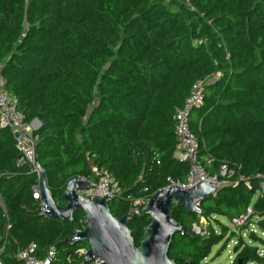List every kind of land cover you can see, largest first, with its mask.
Instances as JSON below:
<instances>
[{
	"label": "trees",
	"instance_id": "obj_1",
	"mask_svg": "<svg viewBox=\"0 0 264 264\" xmlns=\"http://www.w3.org/2000/svg\"><path fill=\"white\" fill-rule=\"evenodd\" d=\"M0 65L18 109L40 123L35 153L55 202L65 205L58 196L67 182L90 178L93 164L119 184L108 204L117 217L135 199L185 181L190 165L175 157L174 113L202 81L203 104L190 114L198 155L211 159L202 162L209 175L221 166L231 174L198 201L200 213L172 207L188 233L173 236L167 255L201 264L225 235L235 237L216 217L232 222L248 208L246 223L264 231V0H0ZM18 158L0 127V261L16 262L33 242L38 256L55 246L51 264H88L76 254L87 241H69L85 226L83 211L71 221L42 215L32 196L37 174ZM201 217L219 232H196ZM149 222L142 212L129 219L136 246ZM234 252L230 264H264L240 237Z\"/></svg>",
	"mask_w": 264,
	"mask_h": 264
},
{
	"label": "water",
	"instance_id": "obj_2",
	"mask_svg": "<svg viewBox=\"0 0 264 264\" xmlns=\"http://www.w3.org/2000/svg\"><path fill=\"white\" fill-rule=\"evenodd\" d=\"M33 165L37 172L40 200L45 206L42 215L71 221L77 210L83 211L85 226L74 229V235L69 239L70 242L75 238L87 241L83 263L97 259L100 264H176L167 255L170 242L177 232L187 234L188 231L173 219L172 207L200 213L198 201L216 194L220 189L210 181L197 180L193 174L190 187L172 183L156 191L146 199L141 209L143 214L149 216L150 222L143 229V238L136 246L128 227L133 214L127 212L117 217L112 213L108 205L112 196L93 195L89 198L81 195L79 190L88 187V179L75 177L67 182L64 191L58 196V200L65 203L59 205L47 187L45 172L36 157ZM182 264H189V260Z\"/></svg>",
	"mask_w": 264,
	"mask_h": 264
},
{
	"label": "built area",
	"instance_id": "obj_3",
	"mask_svg": "<svg viewBox=\"0 0 264 264\" xmlns=\"http://www.w3.org/2000/svg\"><path fill=\"white\" fill-rule=\"evenodd\" d=\"M204 101V87L203 82H196L190 89L184 103L181 107L177 108L174 113V132L176 136V151L175 157L179 161H186L191 163L190 170L185 177V181L177 183L181 187H190L193 180V174L197 180H207L216 186H222L227 183L226 178L230 176V172L225 166H221L217 172L213 175H209L205 170L203 161L210 163L211 159L200 158L198 155L199 142L190 129V114L193 109L200 107ZM39 121L33 119L27 121L23 112L18 109V100L16 96L11 94L5 89V78L1 74L0 65V127H6L9 129L12 138L14 140L15 147L19 153L17 164H27L31 171L36 170L34 168L35 142L36 136L33 135V131L39 127ZM92 176L88 179V187L83 190H79L81 195L87 197H103L105 194L115 198L121 192L119 184L114 180L113 176L104 168H98L91 164ZM248 185V183H246ZM32 196L40 203V210L43 214L45 206L40 200V192L38 184L33 187ZM146 199L138 198L132 202V208L129 212L133 216H139L142 212L140 205H144ZM0 207L4 209L2 199L0 197ZM251 213V209H247L246 215H241L237 219L232 220V224L235 226H241L246 222L248 214ZM84 222V219H83ZM85 223V222H84ZM78 241V238L73 239ZM71 241V242H73ZM85 249H79L76 254L80 258H84L83 252ZM57 251L55 246H49L44 256L37 255V246L35 243L30 242L24 248L20 249L15 258L16 262L6 264H51L55 259ZM88 264H100L97 259H92L87 262ZM0 264H3L0 261Z\"/></svg>",
	"mask_w": 264,
	"mask_h": 264
},
{
	"label": "rangeland",
	"instance_id": "obj_4",
	"mask_svg": "<svg viewBox=\"0 0 264 264\" xmlns=\"http://www.w3.org/2000/svg\"><path fill=\"white\" fill-rule=\"evenodd\" d=\"M262 185L264 190V182L262 183ZM216 218H218V220H220L221 223L228 226L229 230L235 233V237L227 238V235H225L224 237L225 240H222L220 243L213 246L211 252L201 262V264H230L233 258L235 257L234 246L236 244L237 237H240L246 244L257 247L259 255L264 257V245H261L258 242H253L249 239V234L253 233L264 241V231L257 226L256 221L250 224L249 223L247 224L246 222L241 224L242 226L247 224V228L245 230H240L238 226L233 225L232 222L229 221L227 218L223 216H218ZM208 225L212 226L216 232H219V228L215 224L213 219L211 221H207L202 217L199 220V227L195 226L194 230L198 232L199 228H202V230L205 231L207 230ZM249 264H257V263L254 262Z\"/></svg>",
	"mask_w": 264,
	"mask_h": 264
}]
</instances>
